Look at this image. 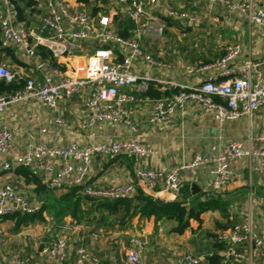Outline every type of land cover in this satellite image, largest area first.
I'll list each match as a JSON object with an SVG mask.
<instances>
[{
  "label": "built area",
  "instance_id": "2783aa9c",
  "mask_svg": "<svg viewBox=\"0 0 264 264\" xmlns=\"http://www.w3.org/2000/svg\"><path fill=\"white\" fill-rule=\"evenodd\" d=\"M109 6L97 1L99 10L92 14L85 8H73L67 0H38L34 10H28L27 17L19 18L16 5L10 0H0V44L19 46L32 65L33 73L22 76L0 65V79L6 83L24 79L23 88L10 94L0 95V113L6 106L27 100H38L50 107L58 101L76 93L83 94V104L87 111L81 127L88 129L97 122L124 123L134 130L125 107L129 102L143 101V93L152 84L162 95L151 98L148 122L157 123L168 120L177 108L191 101L217 122L251 116L264 106L263 62L246 59L240 62V44L232 43L216 60L206 64L184 65L186 74L192 76L203 70L215 69L220 77L209 76L203 81L184 85L168 78L153 76L137 71L145 69H175L174 64L162 61L146 49L149 38H160L164 34V23L159 17L163 14L171 19L195 22L196 18L188 10L162 4L161 0H109ZM209 3L222 1L231 11H239L251 23L264 31V4L249 8L243 3L226 0H207ZM114 6H118V11ZM107 12V14H105ZM120 14L123 19L130 18L134 27H126L129 36H121L114 17ZM118 14V15H119ZM119 15V16H120ZM46 48L55 63L41 58L37 47ZM87 49L76 53L77 49ZM80 58L71 65L69 59ZM35 73V74H34ZM40 79H39V78ZM131 91L125 92L126 89ZM169 90L175 93L166 94ZM61 123L62 118H56ZM44 131L43 128L40 129ZM259 140H264L261 135ZM12 148L11 133L7 126L0 125V156ZM136 139L105 140L80 145L74 140L63 147L50 146L40 142L15 153L14 163L36 174L50 190H61L82 186L81 193L92 200L113 201L135 199L146 191L158 189L167 192L177 191L181 186V174L189 169L190 179L195 169L207 165L211 174L210 190H222L233 176L232 166L244 155L239 142L231 141L220 151L196 154L190 162L175 166L171 170L146 169L135 165L132 179L127 183L97 188L85 183L91 159L96 155L116 157L125 155L136 159L154 154ZM258 154L264 155V151ZM8 161L2 164L8 169ZM39 208L30 199L18 192L10 184L0 182V220L6 214H30ZM74 226L65 223L56 226L50 239L37 246V261L28 262L19 254H14L10 263L5 264H67V249L70 245L68 234ZM218 240L226 244L220 264H225L230 256H238L235 247L241 243L264 245L249 223H235L217 234ZM76 247L77 264H97L98 257L82 246L81 240ZM145 239L131 234L126 252L127 264H143ZM177 264H199L200 258L189 252L175 253Z\"/></svg>",
  "mask_w": 264,
  "mask_h": 264
},
{
  "label": "crops",
  "instance_id": "0c3cea01",
  "mask_svg": "<svg viewBox=\"0 0 264 264\" xmlns=\"http://www.w3.org/2000/svg\"><path fill=\"white\" fill-rule=\"evenodd\" d=\"M226 1L243 3L249 8L264 4V0ZM67 2L73 8L90 10L76 0H67ZM109 2L108 0L102 4L109 8L107 5ZM161 3L188 10L196 20L192 24H187L164 16L162 13L159 14L164 23V34L160 38H149L146 49L153 57L174 64L176 68L159 70L139 67L138 72L168 78L184 85L203 81L209 76L220 77L215 69L203 70L190 76L186 74L183 66L213 62L232 43L240 44L238 56L240 62L246 59L259 60L263 62L264 70V31L257 24L246 20L239 11H231L222 1L209 3L207 0H161ZM114 7L119 12L118 6ZM120 17L122 18L121 15ZM163 17L169 18L171 24H166ZM201 22L210 27L198 28ZM87 49L88 47L83 50L78 48L76 53L86 52ZM69 61L74 65L75 61H80V58L72 57ZM0 65L17 71L22 76L33 73L32 65L19 46L0 44ZM131 89L128 88L125 92ZM169 91L176 92V90ZM142 95L143 101L129 102L125 105L134 130L127 124L113 122H97L92 127L83 129L81 124L86 118L87 111L81 93L69 98H61L56 107H50L34 99L6 106L0 113V125H5L9 129L12 148L7 154L0 156V182L13 186L38 208L47 206L48 208L42 212L47 223L56 222L61 218L59 223H54V226L65 223L74 226L73 232L68 234L70 245L67 249V264H77L78 238L82 246L98 257L97 264H127L126 252L131 234L140 235L146 241L143 264H177L174 254L185 252L199 257V264H220L226 244L217 238V234L222 230L219 226H225L226 229L235 223H249L264 245V155L258 154L264 151V140L258 139L264 135V106L254 111L251 116L217 122L200 106L187 101L181 108H177L168 120L149 123V99L152 97L145 93ZM58 116L62 118L61 123L56 122ZM41 128L44 131H41ZM129 139L140 141L148 148L154 149L155 153L139 159L125 155L116 157L96 155L91 159L85 183H92L97 188L127 183L132 179L135 165L146 169L168 171L175 166L190 162L196 154L215 153L231 141L239 142L245 153L233 164L231 181L222 190L217 192L210 190L211 174L208 166L200 165L195 169L192 179L189 178L191 175L189 169L182 171L181 186L177 191L167 192L158 189L154 192L148 190L141 192L163 202L179 201L183 199L184 190L188 188L187 196L199 195L202 199L217 197L225 204V211L214 209L201 213V222L190 219L188 227L180 234L171 231L176 224L174 221L166 219L155 221L153 216L135 215L122 227L117 223L113 224L111 221L113 217L96 225L100 212L92 210V199L82 195L80 185L75 186L76 192L70 193L69 196L80 199L83 214L89 206L88 209L92 210V219L95 223L90 224L84 220L77 222L68 213L54 218V206L57 205L60 197L69 193L72 188L50 190L36 174H27L13 160L15 153L40 142L63 147L74 140L84 145L88 142ZM6 161L10 163V167L3 169L2 164ZM191 184H195L198 188L197 193L193 195L190 193ZM94 201L100 202V200ZM14 223V220L10 219L0 220V227L8 225L17 236L10 237L7 232L0 233V243H2L0 256L3 258L0 264L10 263L14 254L21 255L29 262H36L38 259L36 242H34V252L28 254L26 247H21L22 244H19L21 251L18 249L11 252L7 248V246L12 248L13 246L10 245L14 243H21L19 238L21 228L30 224L20 225L15 229ZM53 233H48L47 239H50ZM119 235H123L124 240H121ZM235 252L238 256H230L225 264H264V251L254 244L247 242L238 244ZM211 256L216 257L212 259ZM216 258L218 260H215ZM212 260L217 262L213 263Z\"/></svg>",
  "mask_w": 264,
  "mask_h": 264
},
{
  "label": "trees",
  "instance_id": "16d2710c",
  "mask_svg": "<svg viewBox=\"0 0 264 264\" xmlns=\"http://www.w3.org/2000/svg\"><path fill=\"white\" fill-rule=\"evenodd\" d=\"M13 2L19 11V18L24 19L27 17L28 10H34L38 0H10ZM79 3H82L84 6L90 9L92 14L96 13L99 8L95 6L94 3L97 1H101L102 3L108 2V0H76ZM164 22L166 24H171L170 19L163 17ZM114 21L118 26V32L121 36H129L130 33L126 27L125 19L121 18L119 15L114 17ZM37 52L41 58L48 59L52 63H55L51 53L44 47L38 46ZM24 79H17L13 82L6 83L3 79H0V95L1 94H10L16 90L23 88ZM146 95L152 98H158L162 95V93L154 88L152 84L149 85L148 89L144 92ZM171 91H167L166 94H170ZM20 168L24 169L27 174L30 171L24 167ZM43 186V185H42ZM41 186V188H42ZM77 187L71 189L68 193L63 194L60 197L59 202L54 207V218L61 217L62 214L68 213L73 217L77 222H81L84 220V214L80 207V199H73L70 197V193H75ZM188 190V188H187ZM187 190H184V197L179 201H159L153 199L151 196L146 195L144 193H139L135 199H118L113 201H92V210L96 212H100L98 219H96V225L99 223H103L109 217L116 218V223L119 227H122L127 222L132 219L133 216L139 215L140 217H150L153 216L155 221L159 220H171L176 224L171 229L172 232L182 233L189 225V220L194 219L198 223L201 222L200 215L201 213L207 210L220 209L223 212L225 211V204L221 202L217 197L211 196L208 199H202L199 195L187 196ZM52 207V206H51ZM48 207L39 208L37 211L30 214H6L2 216L1 220H14V227L17 229L20 225H27L29 223H33L35 221L43 222L45 221L42 212L44 209ZM61 218L57 219V223H59ZM111 225V224H109ZM222 229L225 226H219ZM220 246V243L217 242ZM213 257L216 256H211ZM215 260H218L217 258ZM212 260L213 263L217 261Z\"/></svg>",
  "mask_w": 264,
  "mask_h": 264
},
{
  "label": "rangeland",
  "instance_id": "374dc122",
  "mask_svg": "<svg viewBox=\"0 0 264 264\" xmlns=\"http://www.w3.org/2000/svg\"><path fill=\"white\" fill-rule=\"evenodd\" d=\"M209 27L210 26H205L204 22H201L199 24L198 28H209ZM88 208H89V206H88ZM88 208L85 209V212H84L85 213L84 214V217H85L84 221L85 222L87 221L90 224H94L95 221H94V219H92L93 218L92 217L93 212H92V210H90ZM115 220H116V218L111 219V221H113V224L116 223ZM54 223H56V222L50 223V221H49V223H47L45 221V222H41V223H39V222L30 223L28 226L21 228L22 232L19 234V238L21 239V243H14V245H10V246H13L12 248H9L8 246H7V248L9 250H11V252L14 250L16 251V250L20 249L19 244H22L21 247L22 248H24V246L26 247L27 254H28V252H30V253L34 252V245H35L34 242H36L37 246L41 242H44L47 239V234L48 233L52 234L54 229L56 228V226H54ZM11 230L12 229H10V227H8V225H5V227H0V233H4V232L6 233L7 232L10 235V237H17L14 234L15 232H12ZM122 236L123 235H119V238L121 240H124V237H122ZM15 242H17V241H15ZM0 246H2V243H0ZM18 251H21V249ZM8 255H10V254H8ZM2 262H3V258L0 256V263H2ZM28 262H29V260H28Z\"/></svg>",
  "mask_w": 264,
  "mask_h": 264
},
{
  "label": "water",
  "instance_id": "95a60500",
  "mask_svg": "<svg viewBox=\"0 0 264 264\" xmlns=\"http://www.w3.org/2000/svg\"><path fill=\"white\" fill-rule=\"evenodd\" d=\"M105 14H107V12H105ZM126 22H127V25H128L129 28L132 29L134 27L133 22H132V20L130 18H127ZM197 191H198L197 186L195 184H191L190 193L193 195V194L197 193Z\"/></svg>",
  "mask_w": 264,
  "mask_h": 264
}]
</instances>
